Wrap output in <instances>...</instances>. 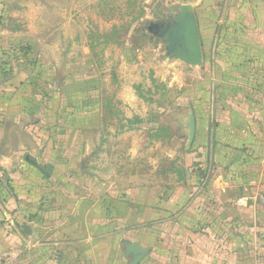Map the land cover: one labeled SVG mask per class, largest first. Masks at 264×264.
<instances>
[{"label": "crops", "instance_id": "1", "mask_svg": "<svg viewBox=\"0 0 264 264\" xmlns=\"http://www.w3.org/2000/svg\"><path fill=\"white\" fill-rule=\"evenodd\" d=\"M201 11L185 125L155 136L165 168L151 160L118 185L91 175L86 189L0 91V264H128L125 242L148 250L139 264H264V0Z\"/></svg>", "mask_w": 264, "mask_h": 264}, {"label": "rangeland", "instance_id": "2", "mask_svg": "<svg viewBox=\"0 0 264 264\" xmlns=\"http://www.w3.org/2000/svg\"><path fill=\"white\" fill-rule=\"evenodd\" d=\"M173 4L193 6L202 42V0H0V91L86 189L170 159L155 136L185 125L201 67L167 60L143 28Z\"/></svg>", "mask_w": 264, "mask_h": 264}, {"label": "water", "instance_id": "3", "mask_svg": "<svg viewBox=\"0 0 264 264\" xmlns=\"http://www.w3.org/2000/svg\"><path fill=\"white\" fill-rule=\"evenodd\" d=\"M143 34L150 43L163 44L167 60L180 61L190 67H201L203 51L198 33L194 8L190 4H173L168 7L167 16L157 21L148 22ZM189 140L193 138V120L189 121ZM125 257L128 264H139L148 250L137 243H124Z\"/></svg>", "mask_w": 264, "mask_h": 264}, {"label": "built area", "instance_id": "4", "mask_svg": "<svg viewBox=\"0 0 264 264\" xmlns=\"http://www.w3.org/2000/svg\"><path fill=\"white\" fill-rule=\"evenodd\" d=\"M3 177L2 172L0 171V179Z\"/></svg>", "mask_w": 264, "mask_h": 264}]
</instances>
